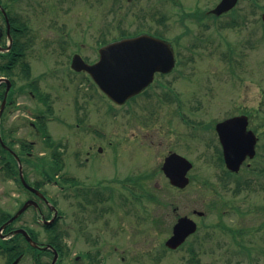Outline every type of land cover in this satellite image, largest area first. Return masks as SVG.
Wrapping results in <instances>:
<instances>
[{
    "label": "rangeland",
    "instance_id": "rangeland-1",
    "mask_svg": "<svg viewBox=\"0 0 264 264\" xmlns=\"http://www.w3.org/2000/svg\"><path fill=\"white\" fill-rule=\"evenodd\" d=\"M219 1L24 0L21 7L15 8L26 11L28 36H37L30 40L33 45L29 40L27 44V53L34 54L26 60L31 71L28 75H11L16 87L23 86L24 92L17 89L13 97L16 105L5 106L0 131L16 129L12 137L33 142V156L29 159L35 164L40 163L35 155L46 148L29 124L37 106L42 105L34 84L37 76L52 75L54 69L63 66L57 59H69L55 57L56 54L77 52L86 61H95L98 47L105 40L148 31L172 41L178 61L174 72L155 83L156 88L162 85L170 92L167 98L171 103L151 107L146 116L154 113L158 119L149 125L141 122V117L146 116L137 112L133 104L115 114L118 107L113 102L104 97L97 102L94 86L92 108L86 115L83 98L77 96L82 91L88 93V89L81 74L71 73L74 100L69 107L56 105V121L49 130L55 142L70 141L76 149L84 140L92 141L103 145L105 151L96 164L90 162L74 169L68 163L61 177L78 176L81 181L111 184L117 176L122 182L126 176H141L144 187L137 189V194L141 192L145 197L131 201L135 189L129 190L123 183L117 188V202L96 204V214L101 216L94 217L89 210L83 215L84 226H80L72 214L68 185L47 182L39 168L27 163L29 181H41V189L62 213L59 228L66 233V246L60 264H74L76 255L98 248L102 264H264V190L258 185L259 170L264 169V0H239L230 14L214 18L207 11ZM47 80L55 85L52 89L58 95L62 94L61 84L54 83V76ZM41 86L46 88L42 83ZM179 110L180 115L176 112ZM238 114L249 116L250 128L259 140L255 157L245 161L237 176H230L214 126ZM83 116L84 124L105 125L104 138L88 133L84 129L88 125L78 123ZM180 116L185 117L184 129L175 122ZM64 146L65 152L73 156L72 147ZM169 149L194 164L189 172L190 183L184 189L171 186L161 170ZM244 177L251 184L237 192L235 181ZM150 196L157 199L151 200ZM30 197L34 195L28 192L27 198ZM133 201L136 207L131 213L128 209ZM100 207L106 209L101 211ZM193 210L204 214L199 216ZM41 212L46 219L53 215L43 201ZM182 215L197 221L198 230L178 249L170 250L165 241ZM26 219L37 240L47 242L48 231L38 221L43 220L39 210L30 207ZM27 264H34V260L28 258Z\"/></svg>",
    "mask_w": 264,
    "mask_h": 264
},
{
    "label": "flooded vegetation",
    "instance_id": "flooded-vegetation-1",
    "mask_svg": "<svg viewBox=\"0 0 264 264\" xmlns=\"http://www.w3.org/2000/svg\"><path fill=\"white\" fill-rule=\"evenodd\" d=\"M22 2L24 3V0H0V71H2L3 73L0 75V95H2L0 96V106L5 98L7 100L6 107L16 105L13 97L20 89L21 92H24L23 86L20 89L19 87L17 88L15 85V80L11 78L13 72L14 74L20 72L21 75L23 72L25 75H28L31 71L30 65L28 62H26V60L27 56L31 58L34 54L30 52L27 53V44L30 40L33 41L32 39H35L37 35L34 34L32 36H28L30 27H28V19L25 14L26 11L22 10V8L18 11H16L15 9L17 6L21 7ZM15 12L18 13L16 14ZM157 35L161 36V34ZM31 41L30 44L33 45L34 42L31 43ZM74 54V52L70 55H66L62 52L56 54L55 57L59 58L62 56H67V58L69 59L68 61H63L60 58L57 59L63 62V66L54 69L52 71V75L43 74L42 76H37V84H34L39 91V97L37 96L38 103L42 105L37 106L34 114V119L29 124L36 131L35 134L41 137V141L46 148V150L37 153L34 158L42 163H39V167L48 171L56 172L58 177H61L59 173L64 172L68 163L71 167L74 166V169L80 168L82 167V165L86 166L90 162L96 164L100 158L99 155L103 154V151H105L103 145H98L97 142L92 143V141L84 140L83 145H81L82 148L76 145V149L72 147L73 143H70V141L56 140L55 142V138L52 136V133L49 130V125L52 122L56 121V118L53 115L56 105L69 107L71 104V100H74L73 95H71L73 89L70 87L71 81L73 82V75L71 74L72 72L81 74V78L83 79L82 81L86 84L85 88L88 89V93L82 91L79 93V96H77L78 98H80L81 95L83 98L84 112H88L86 115H89V111H91L92 108V103H90L92 98L91 89L92 86H94L96 90L95 93H97L98 91V94H96V101L100 98L103 99L104 97L105 99L111 101V103L113 102L112 104H115V106L118 107L114 109L115 114H117L116 110H118L119 112L120 110L124 109V106L133 104V107L136 108L137 112H139L140 114L142 113L144 115L143 117H145L151 107L156 108V106H163L164 104L171 103L170 99L167 98L168 96L170 97V92H167L166 88L162 85L156 88L155 83L157 82L158 78L169 76V74L174 72L176 70L178 62H176L175 68L169 72L157 71L154 75L153 81L148 86H146L139 93L130 97L125 101V103L118 104L110 99L107 94L99 88V86L95 83V81L87 71H78L72 67V59L74 57ZM93 61L88 62L92 63ZM69 74H71V76ZM53 76L56 79L54 83L61 84V87L63 89V92L60 95L57 94L56 90L52 89L55 88V85L49 83V80H47L49 77L52 78ZM9 81L10 83H8ZM64 81L65 84L63 85ZM41 83L46 86L45 89H42ZM28 84L32 83L29 82ZM154 88L159 91L155 93V91L153 90ZM25 92L28 93V90H25ZM63 93H65V96H63ZM29 94H32V92L29 91ZM33 97H35V95H33ZM179 101L177 102H179V106H181V100ZM176 112L179 115L181 114L180 110ZM84 116L79 117L78 123L84 126L88 125L84 128L88 133L93 132V134H95L97 137L104 138L103 135L106 134V130L104 127L105 125L90 126L87 123L84 124ZM137 119L138 118H136L135 122L137 121ZM141 119V122L149 125L151 121H156V119L158 118L156 115H154V113H152L151 116L148 115L145 118L141 117ZM175 122L179 126H183V129L185 128L183 124L185 123L184 116H180V118ZM79 124L78 126H80ZM217 124L218 122L215 124L214 129L219 143L221 144V151L223 154V146L217 130ZM17 126L20 127L19 125ZM20 128H23V125ZM248 129H252L250 128V125H248ZM15 130L16 129L8 128L7 131V129L5 128L4 135L2 136V139H0V144L3 147L2 149H0V264H27L28 258L33 259L34 264H52L54 248H37L29 245L27 237L23 233V230L26 231L28 229L26 212L30 207L19 213L20 209L26 204L28 200L34 199L39 203V208H37V210H39L41 215H43L41 212V202H45L46 200H44L45 198L43 197H39L36 193L28 190L27 188V158L28 156H33V153L31 151L33 149V142L27 143L26 139L12 137V134L15 132ZM64 145L72 147V150L74 152L73 156L70 155L69 151L65 152L66 149L62 148V146L65 147ZM83 147L85 149H83ZM174 152L181 154L175 150L169 149L163 159V163L161 166L162 172L166 157ZM68 156H70L72 159L69 160ZM115 162L116 160L114 161V163ZM45 163L47 164L45 165ZM115 164L117 165V163ZM77 177L68 176L67 181L64 182L63 180H61L60 182L67 184V187H69L70 189L68 192L69 198L71 199V206L73 208L72 214L75 218V223H79L80 226H84L83 223L85 222V220L83 219V215L85 214V212H89V210L92 211L91 213L94 214V217L101 216L99 212L98 214H96V211L98 210L95 206L96 204L110 201L114 205L115 202H117L116 199H118L116 195L117 188H120L123 183H125L124 185L126 188L135 189V195L131 192V201L134 198L137 200V189L140 187H144L142 186L141 180L143 178L141 176H136L134 180L126 182H122L121 177L117 176V178H114V181L111 182V184L103 183V181L101 180L96 181L95 183L81 181L78 180ZM128 177L129 176H126L124 180H127ZM112 184H114L113 188L110 187V185ZM34 186L36 187V185ZM28 191L29 193H32L34 197L27 198ZM11 201L13 202V206H10ZM31 207L36 209V207L34 206ZM135 207L136 206L133 201L131 203V209H128L129 212H134ZM104 209L106 208H99V210L101 211ZM16 214H18V216L10 221V219ZM52 216L49 217V219L52 218ZM179 217L180 216L177 217V221ZM100 255H102V252L99 248L94 251L89 250L83 252L74 257V264H102L104 260L102 261V257H100ZM56 264L60 263L57 262Z\"/></svg>",
    "mask_w": 264,
    "mask_h": 264
},
{
    "label": "water",
    "instance_id": "water-1",
    "mask_svg": "<svg viewBox=\"0 0 264 264\" xmlns=\"http://www.w3.org/2000/svg\"><path fill=\"white\" fill-rule=\"evenodd\" d=\"M237 1L221 0L211 12L219 15L233 8ZM262 17L264 20V14ZM99 54V59L94 63H88L81 55L75 54L72 59V67L76 70H86L108 97L119 104H123L148 86L153 81L157 71H171L176 62L171 43L148 33L109 42L100 48ZM5 101L0 108V117L4 110ZM247 126V115L231 117L217 124L225 162L232 171H239L245 159L248 156L254 157L256 154L257 136L253 130H248ZM192 166L193 163L187 157L174 152L166 157L163 171L173 185L183 188L190 182L188 172ZM27 187L44 197L42 192L31 185L27 184ZM31 204L38 205L36 201L28 200L19 213ZM53 208L56 210L55 207ZM203 213V211H198L200 215ZM18 214L12 217L10 221ZM57 215L56 210L55 217ZM45 223H51V221H45ZM197 227V222L189 216L180 217L174 226V234L167 240L166 244L171 248L178 247L190 234L197 230ZM23 233L32 245L39 246L28 231L23 230ZM44 248L55 247L47 244ZM54 252L52 264L58 259L57 250L54 249Z\"/></svg>",
    "mask_w": 264,
    "mask_h": 264
},
{
    "label": "trees",
    "instance_id": "trees-1",
    "mask_svg": "<svg viewBox=\"0 0 264 264\" xmlns=\"http://www.w3.org/2000/svg\"><path fill=\"white\" fill-rule=\"evenodd\" d=\"M122 35H124V34H122ZM0 96H2V95H0ZM1 133H2V136H3L4 135V130L1 129ZM2 148L3 147L0 144V149H2ZM222 161H223V158H222ZM28 163L29 164H32L33 167H36V164L34 163V161L31 160V159H29V157H28ZM227 172H228V175H230V176H237L236 173H232L228 169H227ZM41 174L45 176V179L46 180H51L52 178L55 179V173H49L45 169L44 170L43 169L41 170ZM258 175H259L258 176L259 177V179H258L259 180V184L258 185L260 186L261 189L264 190V177H263L264 176V169H260ZM134 179H135V177L129 176L127 178V180L125 179V182L126 181H132ZM27 180L29 181L28 176H27ZM248 180H249V178H248ZM248 180L245 179V177H244V179H238L237 181H235L236 184H237L236 191L237 192H241L244 188H246L248 185H250L251 184V181H248ZM39 183H41V182L36 181L34 183V185L38 186ZM141 195H142L141 192H139L137 194V196H139V197H137V198L145 197V196H141ZM149 198L152 199V200H156L157 199L155 196H150ZM140 200L141 199H139V201ZM127 201L128 200L126 199L125 202H127ZM29 230L32 232L33 237L37 240L38 239L37 234L33 230H31V229H29ZM46 230L48 231V239H47V242L48 243H51L53 246H55L56 248H58V250L60 252V256H61L60 259H62L63 256H64V254H65L64 252H65V246H66V242H65L66 233L63 232V230H61L59 228V219H57L56 222L52 226L46 227ZM191 252L194 253L193 250H191Z\"/></svg>",
    "mask_w": 264,
    "mask_h": 264
}]
</instances>
